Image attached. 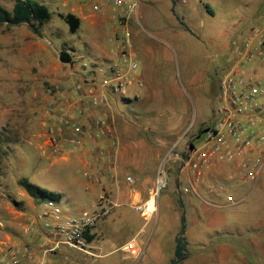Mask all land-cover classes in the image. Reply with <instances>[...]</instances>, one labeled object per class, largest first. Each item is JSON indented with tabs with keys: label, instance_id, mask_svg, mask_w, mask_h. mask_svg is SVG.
Returning a JSON list of instances; mask_svg holds the SVG:
<instances>
[{
	"label": "crops",
	"instance_id": "crops-1",
	"mask_svg": "<svg viewBox=\"0 0 264 264\" xmlns=\"http://www.w3.org/2000/svg\"><path fill=\"white\" fill-rule=\"evenodd\" d=\"M226 2L142 0L138 21L132 20L128 25L131 37L124 49L128 64L119 58V44L114 39L117 28L109 19L92 14L90 4L85 0H75L67 9L80 24L89 20L94 27L91 34L86 30L83 38L87 62L83 61L82 55L71 56L69 52L70 61L72 57L77 58L74 69L48 66L39 70L38 77L46 82L49 90H57L54 95L41 94L42 118L46 129L59 117L67 116L87 131L81 148L74 151L62 145V150L57 153L54 152L56 149L48 148V160L51 164L73 165L77 173L81 172V181L75 180V183L83 187L85 194L96 193L93 199L76 194L67 196L68 205L77 210L76 213L66 211L69 214L77 215L94 207L103 194L113 203L110 213L90 232L88 242L92 255L75 250L78 255L106 258L120 252L124 264H141L123 251V245L133 239L137 247H148L149 259L144 264H169L172 257L166 258L156 244H149L151 233L144 234L146 239L141 235L149 223L156 221L161 205L169 208V203L175 204L180 198L181 214L176 209L180 227L183 219L187 250L194 247V254L188 251L187 258L180 264H264V170L256 182L249 183L238 179L234 163L213 164L204 169L202 180L197 181L190 169H181L169 157L167 187L169 184L174 187L175 196L170 192L174 198L168 194L162 196L166 187L158 197L156 212L147 220L133 210L134 203L147 199L163 158L170 151L183 153L205 124L203 117L195 121L196 104L198 111L202 106L207 110L212 107L218 87L217 77L212 75L217 67L214 60L227 52V37L233 34L240 37L241 34L239 28L242 25L231 24L232 32L227 35V23L215 21L217 11L223 12ZM262 3L264 0L239 1V5L244 4L250 14L256 15L243 29L245 35L254 22L264 16L258 12ZM149 14L154 15L153 21L148 18ZM141 18L152 33L141 27ZM111 44L114 47H110ZM190 48H195L196 52ZM111 61L118 62L125 74L134 80L124 95L108 97L106 107H94L87 100L78 99L71 91L73 86L80 81L104 80ZM137 82L142 83L141 88ZM134 93L139 96L134 97ZM211 95L213 99H210ZM33 99L34 95L30 101ZM193 117V125L198 124L197 132L187 136ZM104 123L108 125V131ZM127 177L132 179V184L127 182ZM217 186L224 187L225 192L209 191ZM58 194L61 204L63 197ZM228 196L232 201L227 200ZM37 209L38 206L32 216ZM131 213L143 221L140 229L119 244L111 243L108 234L116 230L114 220L125 225L124 221ZM179 230L173 235V241ZM188 233L192 235L189 237ZM27 240L28 235L27 239H20L21 242ZM60 249L48 257L63 254ZM56 264H60L59 258ZM105 264H115V261Z\"/></svg>",
	"mask_w": 264,
	"mask_h": 264
},
{
	"label": "built area",
	"instance_id": "built-area-1",
	"mask_svg": "<svg viewBox=\"0 0 264 264\" xmlns=\"http://www.w3.org/2000/svg\"><path fill=\"white\" fill-rule=\"evenodd\" d=\"M92 14L107 18L116 26L114 39L119 44L122 63H127L124 49L130 42L128 25L138 21L141 0H85ZM139 24V23H138ZM229 67L218 80L212 103L213 119L198 133L195 146L191 141L183 153L170 151L156 170L154 185L148 190L147 199L133 204V210L144 220L156 212L160 193L167 187L166 163L171 157L188 168L195 180H202L205 168L213 164L234 163L240 181L256 182L264 170V21L251 27L243 40L234 43ZM108 76L100 82L80 81L71 90L78 99H85L94 107L107 106L110 96L122 97L125 89L134 81L125 74L120 64L111 61ZM139 88L141 82H137ZM134 93V97H138ZM105 130L108 125L104 123ZM86 128L67 116H61L47 128L46 149L61 151L62 145L71 150L81 148ZM193 140V139H192ZM132 184V179L127 177ZM210 192L224 193L222 186L212 187ZM184 192H188L184 189ZM105 194L97 204L77 215L64 211L59 203L45 202L29 220L26 242L20 239L0 246V264H44L46 258L65 247L92 255L88 237L91 230L102 221L111 209ZM232 201V197H227ZM37 250L38 253H35ZM126 256L139 259L146 248H139L135 241L123 245Z\"/></svg>",
	"mask_w": 264,
	"mask_h": 264
},
{
	"label": "rangeland",
	"instance_id": "rangeland-1",
	"mask_svg": "<svg viewBox=\"0 0 264 264\" xmlns=\"http://www.w3.org/2000/svg\"><path fill=\"white\" fill-rule=\"evenodd\" d=\"M35 1L46 5L51 12L50 21L38 27L37 33L28 24L19 26L0 25V136L4 140L0 147V246L9 241H19L21 237L27 239L29 220L32 218L31 214L35 207H37L34 200L18 185L20 179L26 178L31 184L44 190L61 193L63 197L61 207L64 211L74 213L77 210L68 205L67 196L76 194L84 199H93L96 194H85L83 187L75 183V180L81 181V172L77 173L73 169V165L51 164L48 160L47 154L50 151L46 150L47 129L43 124L42 115L44 111L41 108L43 104L41 94L44 92L47 95H54L57 90H49L46 82L38 77L39 70L46 69L48 66H63L67 70L74 69L77 58L72 57L68 63H63L59 59L56 60L61 51L70 52L71 56L82 55L83 61L87 62V57L84 56L86 50L83 38L86 30L91 34L94 27L89 24V20H86L81 22L76 32L71 33L68 25L59 17V14L68 13L67 9L74 5L75 0ZM239 1L227 0L225 10L223 12L217 11L215 18L217 23L223 21L227 23V35L232 32L231 24L242 25L239 28L240 37L234 34L229 38L227 37V52H224L222 56H217L214 60V65L216 64L217 67L212 75L217 77L215 78L217 81L229 67L233 44L243 40L246 33L243 29L256 16L250 14L248 7H245L244 4L239 5ZM13 4L14 0H0V6L8 11L12 9ZM258 12L264 13V3ZM153 17L154 15H148L152 21ZM263 21L264 16H261L254 22V26H261ZM140 23L147 33H152L144 26L142 18ZM214 30L216 31L215 28ZM211 34L213 35V30ZM110 47H114V44H111ZM191 50L196 52L195 48ZM188 55H191V51L188 52ZM36 81L39 85L36 84ZM62 90H64L63 87ZM33 95L34 99L30 101ZM210 99H213L212 95ZM198 107L199 105L196 104L195 121L203 117L205 120L203 126H206L213 119L212 107H208L207 110L205 106H202L200 111H198ZM189 124L190 126L186 131L187 136L196 133L198 127V124L193 125L194 117ZM193 144L198 145L195 141ZM173 189L174 187L169 184L167 189L161 193L162 196L168 194L174 198L175 189ZM161 202L160 204H162ZM180 203V198H177L175 204L174 202L168 204L169 208L165 204L161 205L156 221L154 219L149 223L141 235L144 237V234L151 233V238L148 240L149 244H156L166 258L172 257V238L180 227L176 210L178 209L181 214ZM114 222L117 226L116 230H111L108 234V240L113 244H119L140 229L141 224H143V221L133 213L125 219V225L121 226L120 220L117 219ZM191 235L188 233L189 237ZM193 250L194 247H188L187 254L189 252L194 254ZM60 252L63 254L47 257L46 264H56L58 258L60 264H77L75 261L80 263L85 261L88 264H105L114 261L115 264L126 263L121 258L120 252L106 258H93L85 255L82 257L73 249L61 248ZM147 259H149L148 247L144 256L138 260L144 264Z\"/></svg>",
	"mask_w": 264,
	"mask_h": 264
},
{
	"label": "trees",
	"instance_id": "trees-1",
	"mask_svg": "<svg viewBox=\"0 0 264 264\" xmlns=\"http://www.w3.org/2000/svg\"><path fill=\"white\" fill-rule=\"evenodd\" d=\"M59 17L68 25L69 31L74 33L78 30L80 21L71 14H59ZM51 19V12L46 5L41 4L35 0H14L13 7L10 11L0 6V25L6 24L8 26H19L28 24L34 32H38L37 28L46 24ZM59 60L63 63L70 61L69 53L61 51ZM4 143L0 136V147ZM18 185L30 196L34 203L39 206L45 202L59 203L61 195L58 193L44 190L38 186L31 184L26 178L18 181ZM180 230L173 241L172 258L169 264H180L187 258V242L184 237L185 226L183 219L181 220Z\"/></svg>",
	"mask_w": 264,
	"mask_h": 264
}]
</instances>
